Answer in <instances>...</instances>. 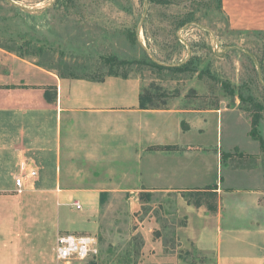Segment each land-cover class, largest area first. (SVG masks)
<instances>
[{"label":"crops","instance_id":"0c3cea01","mask_svg":"<svg viewBox=\"0 0 264 264\" xmlns=\"http://www.w3.org/2000/svg\"><path fill=\"white\" fill-rule=\"evenodd\" d=\"M221 3L230 31L264 33V0ZM143 88L139 77H59L0 49V264H52L56 240L71 225L78 235L97 236L102 192L210 189L217 193L216 211L186 205L176 247L159 233L157 218L143 213L160 204L130 198L143 242L139 264H182L183 238L212 264H264V189L223 187V169L232 161L223 158L229 155L225 118L239 111L238 98L230 106L229 96L202 84L194 106L184 107L186 96H178L172 108H144ZM24 161L38 177L18 194L15 178ZM100 164L109 175H124L131 166L137 187L83 184L86 169Z\"/></svg>","mask_w":264,"mask_h":264},{"label":"rangeland","instance_id":"374dc122","mask_svg":"<svg viewBox=\"0 0 264 264\" xmlns=\"http://www.w3.org/2000/svg\"><path fill=\"white\" fill-rule=\"evenodd\" d=\"M0 49L59 77L98 80L109 75L111 66L115 74L142 79L148 107L172 108L179 105L178 96H186L184 107L194 106L191 99L202 84L229 96L230 106L237 97L239 111L225 118L232 161L223 165V187L264 189V152L251 137L255 126L264 139V33L230 31L221 0H0ZM157 62L165 67L190 63L178 74L157 69L152 65ZM79 166L86 168L83 161ZM86 170L88 183L85 175L78 177L85 185L137 187L131 166L126 165L124 175H109L111 169L101 164ZM190 193L201 194L102 192L99 254L72 264H139L142 239L130 210L135 194L160 204L144 207L143 213L157 218L159 233L176 247V229L184 224ZM69 228L66 234L78 235V227ZM182 241V264H212L191 240ZM50 255L52 264H60Z\"/></svg>","mask_w":264,"mask_h":264},{"label":"built area","instance_id":"2783aa9c","mask_svg":"<svg viewBox=\"0 0 264 264\" xmlns=\"http://www.w3.org/2000/svg\"><path fill=\"white\" fill-rule=\"evenodd\" d=\"M38 177L36 168L24 161L20 166V174L15 178L16 192L22 194L27 185ZM76 206L80 208L77 204ZM99 254V241L93 235H59L54 247L55 260L60 264H72L97 257Z\"/></svg>","mask_w":264,"mask_h":264},{"label":"trees","instance_id":"16d2710c","mask_svg":"<svg viewBox=\"0 0 264 264\" xmlns=\"http://www.w3.org/2000/svg\"><path fill=\"white\" fill-rule=\"evenodd\" d=\"M190 62L186 63L184 66L182 67H165V66H162V65H159L158 63L157 64H152L154 67H156L157 69H161V70H169L170 72H176L178 74L183 73V72H186L185 70L186 67L189 65ZM110 70H109V76H117V77H122V78H128L127 75H119V74H115L113 71H112V67L110 66ZM96 81H102V78L101 79H98ZM145 98H146V95L145 94H142V107L145 108ZM257 119L254 121V123L256 124L257 123ZM251 137L253 139H255L256 141H258L262 147V150L264 152V139L261 138L258 134H257V130L254 126L252 132H251ZM223 158L224 159H228L230 158V155L228 154H223ZM214 189H210V190H207V191H204V192H201L200 193H195V194H191L189 199H187V203L190 204V205H195L196 207H201V206H206L210 211L212 212H215L216 209H217V201H218V197H217V193L215 191H213ZM143 203H145L143 201ZM142 245H143V242H142Z\"/></svg>","mask_w":264,"mask_h":264},{"label":"water","instance_id":"95a60500","mask_svg":"<svg viewBox=\"0 0 264 264\" xmlns=\"http://www.w3.org/2000/svg\"><path fill=\"white\" fill-rule=\"evenodd\" d=\"M12 3V2H11ZM14 4V3H13ZM14 5H16V4H14ZM42 11H44L43 9L42 10H36V11H31V10H27V12H29V13H35V14H37V13H41ZM141 45H142V43H141ZM144 47V46H143ZM147 51V50H146ZM148 52V51H147ZM151 59L153 60V61H155L154 60V58L153 57H151ZM156 62V61H155ZM158 63V62H157ZM158 64H160V63H158Z\"/></svg>","mask_w":264,"mask_h":264}]
</instances>
